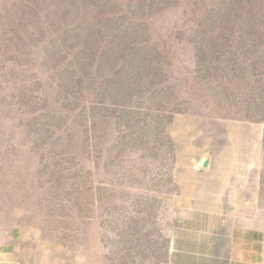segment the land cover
Wrapping results in <instances>:
<instances>
[{"label": "rangeland", "instance_id": "rangeland-1", "mask_svg": "<svg viewBox=\"0 0 264 264\" xmlns=\"http://www.w3.org/2000/svg\"><path fill=\"white\" fill-rule=\"evenodd\" d=\"M219 151L259 162L264 212V0H0V249L166 264Z\"/></svg>", "mask_w": 264, "mask_h": 264}, {"label": "crops", "instance_id": "crops-1", "mask_svg": "<svg viewBox=\"0 0 264 264\" xmlns=\"http://www.w3.org/2000/svg\"><path fill=\"white\" fill-rule=\"evenodd\" d=\"M252 134L247 139L257 145L260 135ZM246 160L236 162L232 155L224 158L219 151L216 159L214 155L209 158L207 167L195 170L188 163L186 187L196 193H185L186 187L178 180L182 192L178 201L185 203L186 210L182 204L176 210L185 228L179 231L166 264H264L260 166L256 159ZM242 168L248 174L241 176ZM5 248L0 249V264H24L23 255L30 251L25 245Z\"/></svg>", "mask_w": 264, "mask_h": 264}, {"label": "trees", "instance_id": "trees-1", "mask_svg": "<svg viewBox=\"0 0 264 264\" xmlns=\"http://www.w3.org/2000/svg\"><path fill=\"white\" fill-rule=\"evenodd\" d=\"M94 9H95V7L93 8V12H94ZM98 14H100L102 16V18H107L109 15L110 16L115 15V13H113L109 7L107 8V10H99ZM96 16H97L96 14L93 15V16L91 15V18L87 19L88 21H91V22L87 23V28H86L87 30H89V29L92 30V31L95 30V29L96 30H101V29H107V28H109L111 26V24H112L111 20H107V21H103V22L94 21ZM59 19H60V17H59ZM97 23H101V27H99ZM116 26H117V24H116ZM56 27L59 28L58 26H56ZM70 35L72 36V34H70ZM81 37L86 39V40H89V41L92 40L91 35L88 34V33L81 34ZM201 167L202 166L200 164V160H199V162H197V164L193 165V168L196 169V170L201 169Z\"/></svg>", "mask_w": 264, "mask_h": 264}, {"label": "water", "instance_id": "water-1", "mask_svg": "<svg viewBox=\"0 0 264 264\" xmlns=\"http://www.w3.org/2000/svg\"><path fill=\"white\" fill-rule=\"evenodd\" d=\"M209 160L206 158L200 159V164L202 167H207L208 166Z\"/></svg>", "mask_w": 264, "mask_h": 264}]
</instances>
